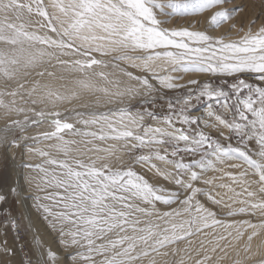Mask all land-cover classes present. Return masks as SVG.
I'll list each match as a JSON object with an SVG mask.
<instances>
[{
    "label": "snow or ice",
    "instance_id": "6c2138e0",
    "mask_svg": "<svg viewBox=\"0 0 264 264\" xmlns=\"http://www.w3.org/2000/svg\"><path fill=\"white\" fill-rule=\"evenodd\" d=\"M229 3L0 0V145L42 158L22 167L59 246L35 264L65 253L68 264H223L230 252L233 264H264V247L253 250L264 235V23H232L245 6ZM189 73L209 79L180 83ZM179 89L160 97L167 113L154 110ZM3 214L18 238L19 218Z\"/></svg>",
    "mask_w": 264,
    "mask_h": 264
},
{
    "label": "rangeland",
    "instance_id": "374dc122",
    "mask_svg": "<svg viewBox=\"0 0 264 264\" xmlns=\"http://www.w3.org/2000/svg\"><path fill=\"white\" fill-rule=\"evenodd\" d=\"M231 0V4L241 5L243 4L245 7L242 12H240L235 19H242L245 21V19L249 16L248 9L250 8L252 11H258L261 15H264V0H255L251 3L247 4L245 0ZM249 5V7L247 6ZM189 78L187 79H199L202 82L206 79H209L206 76L199 75V74H192L189 73ZM184 82L185 84L187 83ZM189 87L195 88V85H190ZM184 89L179 90H163L161 93L158 94L156 105L154 110L157 113H167V105L165 103V99H161L160 97L163 96L165 98H176L182 95L184 92ZM141 97H137L136 99L130 101V103L136 107L137 110H143V106L141 105ZM117 107V105H114L113 108ZM180 106L177 105V108ZM200 108L203 109V105H200ZM106 109L100 110L104 111ZM203 113L197 114L202 115ZM147 122H151L150 120H146ZM79 126V125H77ZM0 127H3V121L0 122ZM36 130V131H35ZM48 130V126L44 125L42 129L38 128H32L29 130L28 135H36L37 133L43 132ZM24 155L23 149H17L16 156L22 157ZM42 158L37 160V163H41ZM36 163V161H35ZM36 163V164H37ZM29 164L26 162H22L21 165ZM166 167L163 165L162 168ZM159 183H164L162 180L158 181ZM19 184V180L17 178L15 167H14V161L9 153V149L4 146L0 145V193H4L8 195V199L5 203L0 204V225H3L4 221L7 219V217L3 214L4 209H8L11 211L12 216L18 219V223L20 225L18 229V238L17 234L14 233L11 229H3L0 228V242H2L4 239H7V247L13 250V254L11 256L4 254L3 252H0V264H23V262L26 259H31L33 261V264H35V261L40 257L41 253L44 251L46 247H51L53 250H59L52 242L51 239H55L56 235L55 233L51 232L48 227L46 226L45 222L40 218L39 215L35 216V214L32 213L30 208L27 206L32 205L34 201L31 203L28 202L27 206L25 201L22 202L21 198L18 196H12L9 192L10 188L13 186H16ZM168 186V185H165ZM201 186V185H200ZM202 187V186H201ZM27 199L30 196H25ZM28 209H27V208ZM30 207V206H29ZM32 219H31V216ZM30 222V223H29ZM33 222L35 229H33ZM32 223V224H31ZM32 225V226H31ZM6 232V235L3 234ZM51 238V239H50ZM37 240L40 241V245L37 244ZM0 247H2V244H0ZM66 257V253L61 255L60 264H66L64 262V259Z\"/></svg>",
    "mask_w": 264,
    "mask_h": 264
},
{
    "label": "bare ground",
    "instance_id": "6f19581e",
    "mask_svg": "<svg viewBox=\"0 0 264 264\" xmlns=\"http://www.w3.org/2000/svg\"><path fill=\"white\" fill-rule=\"evenodd\" d=\"M240 0H238L237 2H239ZM247 4L251 3L252 1L254 2L255 0H245ZM236 6L235 4H231V5H225V7H228V8H232ZM249 7V5H247ZM248 12L250 14L249 18L247 17L244 20L242 19H235L232 21V23H235L237 24L238 26L243 23V24H247L250 20H252L253 18H257L259 17V23H264V15H261L258 11H252L250 8L248 9ZM177 23V21L174 19L173 20V25H175ZM179 23L180 24H185L186 21L183 20V19H180L179 20ZM259 23L257 24V27H259ZM198 28H200L201 30H203L204 27H206V24H201V25H197ZM229 31V27L227 24L223 25L220 29L216 30L215 32H213L212 34L213 35H222V34H225ZM236 33L235 32H232L231 33V36L233 38L236 37ZM131 71H134L136 72L137 70L135 69H129ZM109 71H113L112 69H109ZM137 74H139L137 72ZM173 75H181L179 73H174ZM189 74H183V79L180 80L179 82L180 83H184L187 81V79L189 78L188 76ZM117 76L119 77V79H121V81L123 82H127V78L126 77H123L122 75H120L119 73H117ZM115 104L113 105H110L108 107H112L114 106ZM64 107H72L71 105H67V106H64ZM105 108H100L98 110H103ZM200 113H203L202 111L200 112H197L196 114H200ZM1 122V121H0ZM44 127V125H42L41 127H39L40 129H42ZM79 127V126H78ZM38 128V129H39ZM36 131V130H35ZM48 143L50 142H45V143H42V144H38L36 145V147H39V148H44V149H47V145ZM16 151L17 149H11L9 150V153L11 154L12 158L13 156L15 157L13 159L14 161V167H15V172H16V175H17V178L19 180V186H20V194H19V197L21 198L22 202L25 201L26 203V206H27V203L28 202H32L33 201V197L35 195H37L38 193L36 192V189L34 186H30L27 182H26V177H31V176H34L36 175L35 172H33V170L31 169H28V168H25V167H22L21 163L22 162H26V163H30V164H36L37 163V160L41 159V157L37 156V155H23L22 157H17L16 156ZM36 161V163H35ZM158 164V166H160L161 168L163 167V164L161 162H156ZM38 164V163H37ZM234 171H239V170H234ZM214 175H218L217 173H209L208 176L211 177V176H214ZM219 182V181H218ZM224 183H230V181L228 180H224L223 181ZM202 187H205L203 184H201ZM239 190V189H237ZM221 193L223 194V190H220ZM25 196H30L28 199L27 197ZM34 203V202H33ZM30 206V207H29ZM27 206L28 208H30V210L32 211L33 214H35V216H38L39 214L35 211V209L32 207V205H29ZM26 207V208H27ZM27 208V209H28ZM31 216V215H30ZM245 218H250V217H236L235 219H245ZM31 219H32V216H31ZM229 219H232V218H229ZM39 220H40V216H39ZM30 223V222H29ZM32 224V223H31ZM33 229H35V226H34V222H33ZM31 225V226H32ZM55 236V239H51V242L57 247L59 248L58 244H57V240H56V235ZM202 237H199V238H194L193 239V244H192V247L193 248H196L199 246V239H201ZM243 246V242H241V245L240 247L242 248ZM257 246H261V247H264V235H261L260 237L256 238L254 241H253V250L256 249ZM180 248H184L186 247V245L184 244H181L179 246ZM69 251H73L72 249H70ZM181 255H183V253H181ZM193 255H195V253H193ZM243 256H244V253L241 251V256H240V259H243ZM179 255L175 256V257H169L168 259L170 260L171 264H176V261L179 260ZM237 259L236 255L234 252H230V258L229 259H226L225 261H223V264H233V261ZM255 259H259V257H256ZM64 262L66 264H68L67 260H66V257L64 259ZM145 264H147V261H145ZM186 264H193V262H186ZM244 264H254V261L253 260H248V261H245Z\"/></svg>",
    "mask_w": 264,
    "mask_h": 264
}]
</instances>
